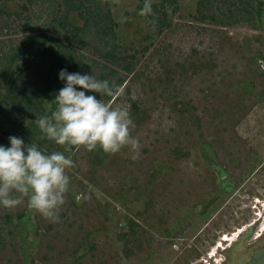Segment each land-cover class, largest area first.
Segmentation results:
<instances>
[{
	"label": "rangeland",
	"instance_id": "374dc122",
	"mask_svg": "<svg viewBox=\"0 0 264 264\" xmlns=\"http://www.w3.org/2000/svg\"><path fill=\"white\" fill-rule=\"evenodd\" d=\"M106 1L113 40L103 47L88 34L92 43L83 40L75 53L88 67L82 75L100 79L114 69L106 80L124 78L108 103L130 113L138 157L129 148L66 153L75 167L58 223L31 212L26 200L13 210L0 206V264H201L218 237L253 218V201H264V0H248L261 9L250 20L237 12L245 0H176L159 34L141 14L145 2ZM60 2L0 0V52L29 34L23 18L39 32L47 23L58 30L50 9L60 15ZM68 20L81 26L75 14ZM111 45L124 60L98 57ZM128 63L130 74L119 68ZM24 67L19 59L8 73Z\"/></svg>",
	"mask_w": 264,
	"mask_h": 264
},
{
	"label": "clouds",
	"instance_id": "9594fccd",
	"mask_svg": "<svg viewBox=\"0 0 264 264\" xmlns=\"http://www.w3.org/2000/svg\"><path fill=\"white\" fill-rule=\"evenodd\" d=\"M150 12L151 0H145L141 14ZM59 79L65 83L49 102V114L36 117L34 123L42 139L63 151H42L37 144H25L16 136L9 137V146L0 145V206L13 210L26 200L31 212L50 223L59 222L70 190L68 170L75 164L66 153L83 148L116 155L129 148L136 159L140 148L132 135L135 124L130 113L101 99L121 91L114 81L66 69H61Z\"/></svg>",
	"mask_w": 264,
	"mask_h": 264
},
{
	"label": "trees",
	"instance_id": "16d2710c",
	"mask_svg": "<svg viewBox=\"0 0 264 264\" xmlns=\"http://www.w3.org/2000/svg\"><path fill=\"white\" fill-rule=\"evenodd\" d=\"M138 1L141 4L145 2V0ZM251 1L245 0L237 11L245 16L242 19L250 20L251 13L259 17L261 12L259 3L252 5ZM28 2H35V0H28ZM60 7V15L53 12L52 7L50 9L52 11L51 20L56 23L58 30L52 24L47 23L42 26L43 29L39 32L38 28L30 27L25 21L26 18H23V31H27L29 34L23 37L24 39L19 41L15 48L7 46L6 51L0 52L2 60V64H0V119L3 118L6 123H9L8 125L0 124V145L9 146L10 136L22 138L25 144L42 145L47 139L36 140L38 137L41 138L42 133L34 120L36 117L49 114V111L45 110L47 102L49 100L52 102V97H55L64 86L65 82L59 79V72L61 69H66L69 73L78 72L80 74L88 71V67L81 66L80 58H78L80 54L75 53V48L79 49L83 40L87 45L92 43L90 37L84 39L88 34L93 37L94 41L102 43L103 47H107L109 40L114 38L111 29L114 24L110 19L106 0H61ZM169 8L172 13L176 11V0H159L156 3H151V12L146 16L150 19L157 34L169 26L165 12V9ZM22 9L25 8L22 7ZM70 14H75L81 21L80 27L73 25L68 20ZM5 15L9 14L5 13ZM199 17L201 20L208 19L212 23H218L213 16L200 15ZM51 33L62 38L63 42L50 36ZM92 49L97 51L94 46ZM115 49L116 47L111 45L108 50L97 52L98 57L110 60V62L124 60L125 58L117 57L114 54ZM145 50L146 48L143 49V51ZM129 57L132 58V56ZM19 59L25 61L24 70L15 68L9 74V70ZM131 66L132 64L128 63L119 66V68L124 73L130 74ZM30 70H33L31 79H27L24 86L14 88L15 81L20 78L19 74ZM115 73L114 69H108V75L99 73L98 76L101 80H106L107 76H113ZM6 82L8 84L5 87L3 83ZM123 83L124 78H117L116 85L118 87ZM113 97L115 98V95L105 96L103 99L109 102ZM52 108H55L54 104ZM133 109L136 110V108ZM55 150L61 151L58 145ZM135 226L134 222H128L131 231Z\"/></svg>",
	"mask_w": 264,
	"mask_h": 264
},
{
	"label": "flooded vegetation",
	"instance_id": "af4514ba",
	"mask_svg": "<svg viewBox=\"0 0 264 264\" xmlns=\"http://www.w3.org/2000/svg\"><path fill=\"white\" fill-rule=\"evenodd\" d=\"M253 202V218L218 237L211 251L199 259L201 264H264V201Z\"/></svg>",
	"mask_w": 264,
	"mask_h": 264
}]
</instances>
